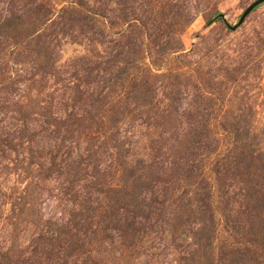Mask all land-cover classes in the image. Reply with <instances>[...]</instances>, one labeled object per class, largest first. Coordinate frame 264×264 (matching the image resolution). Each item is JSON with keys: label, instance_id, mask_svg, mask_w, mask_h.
<instances>
[{"label": "trees", "instance_id": "trees-1", "mask_svg": "<svg viewBox=\"0 0 264 264\" xmlns=\"http://www.w3.org/2000/svg\"><path fill=\"white\" fill-rule=\"evenodd\" d=\"M168 1L181 27L154 0H0V170L10 175L21 163L18 182L30 178L33 187L60 180L72 206L70 215H49L17 253L2 227L0 264H110L105 254L116 244L135 251L137 264H264V154L240 145L239 127L210 123L218 109L182 104V74L170 64L191 56L180 34L194 0ZM217 15L209 26L222 22ZM67 36L91 50L58 67L52 57ZM263 45L236 43L233 69L253 63ZM44 53L53 72L41 67ZM41 75L59 85L51 108L21 114L15 107ZM131 106L153 111L159 133L143 144L138 167L121 160L137 144L123 130ZM15 152L28 155L11 170ZM232 166L243 172L233 175ZM243 181L234 199L231 188ZM18 189L0 187V209Z\"/></svg>", "mask_w": 264, "mask_h": 264}, {"label": "rangeland", "instance_id": "rangeland-1", "mask_svg": "<svg viewBox=\"0 0 264 264\" xmlns=\"http://www.w3.org/2000/svg\"><path fill=\"white\" fill-rule=\"evenodd\" d=\"M182 1L183 5L186 6L189 0ZM255 1L194 0V18L190 23L184 24V32L180 34L184 49L191 56H186L181 61L173 59L170 66L179 68V73L182 74L177 76V81L180 83L179 87L182 89L181 97L184 98L182 104L187 105L189 103L192 106L203 107V109L207 107L218 109L217 111L213 110L212 115L209 116V118L212 117L210 123L225 124L233 131L239 127L240 145L245 146V144H248V151L258 150L259 153L264 154V45L263 50H261L262 53L256 54L254 62L242 71L234 70L231 61L228 60V55L236 43L243 40L247 41L251 37H255L259 43L264 42V4L253 11L247 17L245 23L236 30L230 29L224 18H221L223 19L222 22L217 21L210 26L207 23L212 16L218 14L219 17V15L224 14L228 23L236 25L244 12ZM158 5L161 7L166 6L165 16L170 15L171 20L178 19L181 21L178 27L183 25L185 19L182 16H176V14H179V10L172 7L174 3L167 2V0H154L153 6L157 7ZM90 50L91 44L88 41L80 44L76 42L75 38L67 36L58 42V60L53 57L52 59L58 67L61 65L67 66V64H72L73 61H79ZM206 54L210 56L209 59L217 56L216 62L213 59L209 62H207L209 59L200 61L202 57L205 58ZM48 57L47 53L43 54L41 67L47 66L46 71L53 72L51 71L53 66L47 64ZM165 67L168 66L165 65ZM163 72H167V68L162 69L161 73ZM44 78L45 76L42 75L37 76L29 83V89L24 94L22 106L15 107L20 110L21 114L22 111L26 112L27 116L36 113L42 114L51 108L52 93L59 89V85H53L55 79L53 76L41 81ZM158 83L159 85L162 84L160 77ZM185 97L196 100L186 101ZM165 98L161 96L162 100H165ZM165 102L169 103L168 100H165ZM121 108L124 110L128 107L121 105ZM133 108L131 106L130 110L132 112L125 115L127 116L125 122L129 123L124 125L123 130H128V132H125L128 133L130 139L133 138L131 143L137 144L135 149L131 150L132 155L122 156L121 160L126 161L127 165L138 167L136 163L143 159L142 156L145 152L143 144L156 139L159 133L153 125L157 123L153 111L148 110L149 108L139 107L136 111H133ZM134 117L140 118L136 119ZM209 118L204 117V120ZM135 121L140 122L133 127L132 123ZM151 124L153 127H151ZM220 138L224 139L225 137L221 136ZM225 140L228 141L226 138ZM19 154L15 152L14 156L11 157V162H9L11 170L15 169L16 164L28 155L22 154L21 159L17 160ZM21 165L20 163L17 166L18 170H13L10 175H8L7 170L3 172L0 170V187L3 186L8 193L10 188L19 187L17 199L15 201L7 200L0 209V214L1 211L4 212L2 213L3 217L0 218V229L3 227L4 230H9V246H12L11 249L16 253L27 246L29 247V244L36 237L35 234L40 223L47 220L49 215H70L72 212L70 202H66L63 194L59 191V185L62 183L60 180H42L40 187H33L30 178L25 179V181L21 180V183H19L18 179L24 172ZM231 172L234 175L243 171L232 166ZM249 183L243 181L241 184L233 186L231 196L234 199H241V194L245 192V190H242V187H244L242 184L249 185ZM3 237H5L4 234ZM192 240L191 237L189 242ZM116 245L118 246H114L116 251L105 254L110 264L138 263L135 251ZM102 249L104 250V248ZM171 261H173V264H178L174 258Z\"/></svg>", "mask_w": 264, "mask_h": 264}, {"label": "water", "instance_id": "water-1", "mask_svg": "<svg viewBox=\"0 0 264 264\" xmlns=\"http://www.w3.org/2000/svg\"><path fill=\"white\" fill-rule=\"evenodd\" d=\"M264 4V0H256L254 3H252V5L244 12V14L242 15L241 19L239 20V22L236 25H231L230 23H228L226 21L225 15L221 14L219 15V17L224 18L225 22L227 23L228 27L232 30H236L238 29L241 25H243L247 19V17L253 12L255 11L258 7L262 6Z\"/></svg>", "mask_w": 264, "mask_h": 264}]
</instances>
